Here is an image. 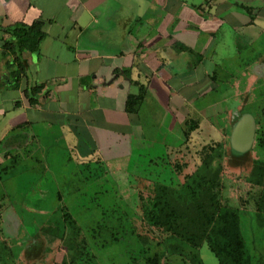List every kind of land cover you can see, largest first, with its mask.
<instances>
[{
    "label": "crops",
    "instance_id": "crops-1",
    "mask_svg": "<svg viewBox=\"0 0 264 264\" xmlns=\"http://www.w3.org/2000/svg\"><path fill=\"white\" fill-rule=\"evenodd\" d=\"M237 4L239 10L227 11L213 0H0L1 144L19 139L28 158L35 143L43 149L42 143L66 140L80 156L95 152L109 160L128 151L135 133L143 135L142 110L155 111L156 124L172 131L191 93L219 86L211 80L220 64L212 62L216 54L235 55L239 79L255 78L260 57L248 47L256 42L262 55L264 17L252 11L264 7ZM38 21L44 36L22 54L23 72L15 55L3 53L5 28ZM221 42L226 53L217 50ZM206 56L212 68L204 69ZM37 85L32 104L26 90ZM132 96L141 100L129 111ZM7 156L0 150V163Z\"/></svg>",
    "mask_w": 264,
    "mask_h": 264
},
{
    "label": "rangeland",
    "instance_id": "rangeland-1",
    "mask_svg": "<svg viewBox=\"0 0 264 264\" xmlns=\"http://www.w3.org/2000/svg\"><path fill=\"white\" fill-rule=\"evenodd\" d=\"M213 1H216L223 9L228 7L227 11L239 10L240 6L237 3L244 2V0ZM247 2L252 3V5L254 3L255 5L263 4L262 0H247ZM223 38H225L224 35ZM261 42L262 48L260 49L264 51V38ZM222 43L217 46V50L219 53H226L229 48L227 45L221 46ZM234 56L229 53L222 56L216 54L214 60H212V62L218 61L220 63L217 68L220 88L208 95L207 99L222 101L218 105L217 109L219 110L217 111H222V108H225L227 104L229 107L233 106L230 101L234 97V90L233 86L228 83L233 78L229 77V73L233 70L230 58ZM210 59L207 56L205 57L204 69L206 66L207 68L213 67ZM223 59L224 61L221 63ZM200 71H203L202 67ZM226 75L229 79L225 78ZM190 80H192V77ZM258 87L261 86H257L256 89ZM202 99L203 102L207 101L205 97H202ZM245 108L244 110L252 112L255 118L258 114L262 116L264 122V93L260 88L252 92ZM155 113V111L142 110V126L146 133H150L152 129L157 132L158 125L156 123L161 120V117H155ZM187 129L190 138H192L194 134L191 125L187 126ZM156 132L152 135H155ZM165 134H167V131H165ZM156 137L158 140L156 145L162 148L164 143L160 141L161 139L168 145L178 146L176 144L180 143L179 139H181L182 134H179L177 130H172L168 137L159 134L153 136V138ZM191 142L193 143L186 156L189 160V166L193 167L199 161L197 151L202 145L197 141ZM42 144L43 149H35L28 156V168H24L23 158L20 159L19 163L9 161L8 169L2 170L0 166V210L3 213L0 221V249L6 250V245L11 246L13 258H15L19 255L24 243L29 241L28 246H30L43 239L46 240L48 249L43 264L68 262L73 258L76 249L79 247V244H75L74 240L76 239L77 243H81V240L77 238L75 233H69V230L66 229L62 215V211L65 209L69 210L71 214L73 212V217L80 221L83 226L82 233L85 235L83 240H87L91 249L89 257L95 258L90 261L91 264H144L146 258H143V253L146 254V257L155 255L153 253H156V251L162 254L165 253L166 249L163 241L167 239L168 233L163 230L153 232L151 227L141 218L143 200L153 194L154 185L152 182L155 178L154 175H151V181L136 174H110V180H107L108 176L102 169L103 162L97 158H93L86 167H84L85 164L81 165L82 168L80 169L78 155L69 149L68 141L63 140L60 144L54 142ZM18 150L23 156L21 149ZM222 163L228 166L226 171L228 185H225V189L229 192L225 194L222 191L220 200L224 204L232 205L237 209H245L248 205L249 211L242 215L243 235L248 252L253 256L258 253L259 257H263L264 260V220L258 216L256 217L254 211L250 213V210H253L251 203L246 202V199H252L250 194V188L253 186L252 177L246 173L236 176L237 174L235 175L232 171L237 169L229 163L228 158H224ZM160 165H163L162 161ZM103 176L106 177V180H104L106 185L110 181L108 187L112 188L111 193L107 192L105 199L102 195H96L99 191H102L96 190L101 185L100 182L97 184L96 181L98 179L100 181L101 178L104 179ZM128 177L129 182H127ZM76 178L79 179L77 183L74 182ZM84 178L90 184L92 182L93 185L88 186ZM70 181L73 182L70 183ZM58 193L61 194L60 197H58ZM64 202V207L60 210V205ZM66 204L70 206H66ZM76 210L77 214H75ZM49 228L56 229V232L59 231V236L53 235L48 230ZM93 233L99 235V238L93 240L91 236ZM44 235L48 238H44ZM103 242L105 244H102ZM84 245L85 243L82 244V247ZM184 246V251L188 253L191 248L188 245ZM191 251L193 252L194 249ZM199 255L204 262L203 264H219L217 256L207 245L199 248ZM20 256L22 258V255ZM165 260L168 264H187L177 254H169ZM29 262L32 264V260Z\"/></svg>",
    "mask_w": 264,
    "mask_h": 264
},
{
    "label": "flooded vegetation",
    "instance_id": "flooded-vegetation-1",
    "mask_svg": "<svg viewBox=\"0 0 264 264\" xmlns=\"http://www.w3.org/2000/svg\"><path fill=\"white\" fill-rule=\"evenodd\" d=\"M253 6H254V10H258L259 6L262 8L264 7L263 4L255 5V3L253 4ZM252 13H253L252 15L258 16L260 20L264 17V13L262 12L257 11V13H254L252 11ZM263 38H264V34L260 40H262ZM255 44L257 45V43L255 42L252 47L251 46L248 47V49L254 48L253 58L260 57L259 61H257V63L255 62V65L253 67V73L255 75V78L252 81H248V82H245L243 80L244 78L242 80L239 79L238 75L241 74V70L237 71L238 69L235 67H232L233 70L229 73V77H233L229 80V83H228V84H231V86H233V90H234L233 91L234 97L232 98L233 102L230 101V104L233 105L232 107H229L227 104L225 108L224 107L222 108V111H217L219 110L217 109V107L218 105L222 103V101L221 100L215 101V100L207 99L208 95L212 94L214 90L217 91L220 88V84L217 88L216 87L215 89L211 88V90H207L206 92H203L200 95H195L192 93L191 95H189V98L191 101L190 103H186L187 109L185 108L183 111H181L183 112L184 118L183 119L178 118V121H179L178 125L173 128V130L175 131L177 130L179 134H182L181 139H179L180 143L176 144L178 146H175V145L171 146L170 144L168 145L162 139L160 141L164 143V146L161 148L160 146L156 145V142H158V140L157 139L155 140L153 136L159 134V135H164L168 137L170 133V131L167 130V134H165L166 130H164L160 125H158V129L155 135H150L149 132L146 133L145 129L143 128V135L140 132L135 133L134 136L131 138V141L129 142L128 151L122 150L119 158L107 160L105 157H102L99 154H95V152L93 153V155L91 154L87 157L85 156L83 157V156H80L78 152L73 150L78 155V163H79L80 169L82 168L81 165L85 164L84 167H86V165L89 164V162L93 158H97L103 162L102 169L108 176L107 180H110V174L112 175H126V174L134 175L136 174V175H139L143 179H148V180L150 179L151 181V178L154 175L155 178H154V181L152 182L154 185L153 194L150 197H147L145 200H143V205H141V208H143L142 216L144 217V215L147 212L146 206L151 205V203L154 201V199L157 197L158 194H161L166 191L170 192V191H173V189L187 194V190L189 191V189L185 190V187H184L186 185V180H190L191 177L195 175V173H197L198 171H200V173L203 172L204 174L205 169L203 170L202 168L201 152L206 149H209L210 153L214 156V159L211 162L212 167L214 168V171L219 169V171L217 172L221 174L222 185L220 188L216 189V191L218 192L219 199H220V195L222 191L223 193L225 192V194H228L229 192L228 190L225 189V185H228L227 179H226L227 178L226 171H227L228 166L222 163V160L224 158H229V163L232 164L233 167L237 169L235 171H232L235 175L237 174L236 176H239V174L243 175L244 173H246L247 175L248 174L251 175L253 186L250 188V194H251L252 199H246V202L251 203L250 205L253 210H250V213L254 211L253 213L256 214V217L258 216L259 218L264 220V185H259L258 182L256 181L258 179V176L261 173H264V122H263L262 116H259L258 114V116L255 118L256 120L255 137H254V142H253V145L250 151L251 153L250 162L248 159V161L245 164V160H242L243 154L240 155V158L238 159L236 158L237 161H235L234 160V150L233 151L230 150V148H232L230 139H231L232 129L234 125L237 123L238 119L242 118L244 114L249 113L253 115L252 112L244 110L246 109L245 108L246 104L249 102L251 98L252 92L260 88L262 90V93H264V88H262L264 87V51L262 50L263 53L261 56L259 54L256 55L255 50H257V48ZM216 78L217 79H211V80L213 81L216 80L218 82V79H219L218 74H216ZM225 78L229 79L227 75ZM257 86H261V87H258L256 89ZM202 97H205L207 101L203 102V99L201 100ZM224 99L226 100V98ZM189 125H191V129H193L192 132L194 136L192 138H190L189 131L187 129V126ZM18 141L19 139H17V141L16 140L13 141V143L10 142L8 143V146H7V142H3L2 144L0 142V150H4L5 153L7 152L8 154L7 156L8 161L6 163L3 162V164L0 163L2 170L8 169L9 161H11L12 163L13 161H17L19 163L21 158H23L24 168H28L27 166L28 160H27V157L24 155L25 150L21 146L22 141L21 142L19 141V145L16 146ZM191 141H197V143L202 145L200 149H198L197 151L199 161L197 162V165H194L193 167L189 166V163H188L189 160L186 156L187 152L189 151V148L191 147V144L193 143ZM37 146H38L37 143L33 145V147L30 150L31 153L32 151L37 149L36 148ZM5 147H8V149H6ZM18 149H21V151L23 152V156H21ZM162 149L164 150L161 151ZM219 153L222 155L221 158L219 156ZM161 161L163 164L162 166L160 165ZM4 165L6 166L3 167ZM0 172H1V168H0ZM106 175L104 174V176ZM84 180L86 181V184L88 186L93 185L92 182L90 184L86 178H84ZM104 180H106V177H104V179L101 178L100 181L99 179L96 181L97 184H99V182L101 183L100 187H98V189L96 190H102V191H99L96 195L104 196L103 199L107 197V192L111 193L112 191V188L108 187L110 185V181H108L106 185V181ZM129 180L130 179L128 177L127 182H129ZM78 181H79L78 178L74 180L75 183H77ZM72 182L73 181H70V183ZM189 182H191V180ZM198 184H202V186L199 187V191L200 189L206 188V185L204 183H198ZM260 190H262L261 195H262L263 206L260 204L258 205L257 202H255L256 198L259 197L258 195H259ZM231 193H233V191H231ZM60 195L61 194L58 193V197H60ZM221 203L224 206L233 208L239 215L240 231H241L242 238L244 241L245 258L246 260H248V263L249 264H264L263 257H259L258 253L255 256H253L252 254L248 252L249 250L247 248L245 237L243 235L242 215L243 213H246L249 211L250 208L248 207V205L245 207V209L244 208L237 209L236 207L232 205H226L223 202ZM64 204L65 202L62 205H60V210L62 209V207H64ZM66 206H70V205L66 204ZM0 214H3V213L0 212ZM73 214H74L73 212L71 214L69 210L63 209L62 211L63 222L66 225V229L69 230V233H72V232L75 233L77 238L81 240V243H77L76 239L74 240V243L79 244L78 245L79 247L78 249H76L75 255L73 256L71 260H69L68 262L65 261L63 263L56 262L54 264H91L90 261L95 259L94 257H89L91 253V249L88 245L87 240L86 239L83 240L85 237V235H83L82 233L83 226L80 221H77L73 217ZM75 214H77V210L75 211ZM142 216L141 218L144 221V218ZM2 217L3 216H0V221L2 220ZM73 221L75 223V227L79 228V230L72 231L74 227L70 223H72ZM149 227H151L153 232H158L159 230H161L158 227L153 228V226H150V225ZM48 230L53 235L59 236L60 232L59 231L56 232L55 231L56 229L49 228ZM164 232L169 233L167 231H164ZM91 236L93 240L94 238L96 239L99 238V235H96L95 233H93V235L91 234ZM44 238H48V237L44 235ZM60 240H61V237H60ZM83 243H85L84 247H82ZM163 243L166 249L165 253L162 254L157 251L156 253H153L155 255L156 254L159 255L160 257L159 264H168V262H166L165 259L167 255L169 254H177L178 256L182 257V259H184L183 260L184 263L195 264L192 262L190 255H189L192 249H194L193 253H196V255L198 256V260L196 262L203 264L204 262L201 259V256L199 255V248H201L204 245H207V247H209L207 243H203L197 249L188 245L191 248V250L188 253L184 251L186 255H181L179 254V252L172 251L173 249L172 245H174L175 243L178 244V242L175 239L169 238L165 242L163 241ZM102 244H105V242H103ZM184 245L186 244L183 243L182 245L183 249H185ZM28 248L29 250H27ZM28 248L23 254H19L18 257L16 256L15 257L16 260H14L15 258H13L14 256L12 253L11 246L9 248V245H6V250L0 249L1 251L0 252V264H22L23 261L25 260H26L25 263L27 262V264H30L29 262L30 260H32V264H38L39 262L40 264H43L45 255L47 254V251H48L46 247V240L42 239L39 245L37 244L35 245V247L34 245H30ZM20 255H22V258ZM155 255L146 257V254L143 253V258H146V262L144 264H147L148 259L155 257ZM11 259L12 261H10ZM185 261H188V262H185ZM219 264H221L220 260H219Z\"/></svg>",
    "mask_w": 264,
    "mask_h": 264
},
{
    "label": "trees",
    "instance_id": "trees-1",
    "mask_svg": "<svg viewBox=\"0 0 264 264\" xmlns=\"http://www.w3.org/2000/svg\"><path fill=\"white\" fill-rule=\"evenodd\" d=\"M5 31L10 34V38L4 41L3 53L15 55L20 68L26 72L22 54L28 49L33 50L43 38L41 22L16 23L5 28ZM41 88V85H37L26 90V95L32 104L38 102L36 95ZM140 100L139 96H132L128 101L127 109L133 111L137 101ZM219 156L222 157L220 153ZM201 159L205 172L195 173L190 179L191 182L186 180L184 187L185 190L189 189L187 194L175 189L158 194L151 205L146 206L144 221L153 228L158 227L169 232L167 239L172 238L178 242L172 245V251L181 255H186L182 247L183 243L195 249L207 243L221 264H249L245 258L239 215L233 208L222 205L216 191L221 187L222 181L221 174L217 172L219 169L214 171L212 167L214 156L209 149H206L201 152ZM256 181L259 185H264V173H261ZM198 183H204L206 188L199 191L202 184ZM261 193L262 190L259 191V197L255 202L263 206ZM70 224L74 227L71 228L72 231L79 230L75 227L74 221ZM190 253L192 262L200 264L196 262L198 260L196 253L192 251ZM159 260L160 257L156 254L155 257L148 259L147 264H159Z\"/></svg>",
    "mask_w": 264,
    "mask_h": 264
},
{
    "label": "water",
    "instance_id": "water-1",
    "mask_svg": "<svg viewBox=\"0 0 264 264\" xmlns=\"http://www.w3.org/2000/svg\"><path fill=\"white\" fill-rule=\"evenodd\" d=\"M255 126V117L249 113L244 114L242 118L238 119L237 123L234 125L230 139L232 146L230 150H234L235 161H237V159L240 158V155L243 154L242 160H245V164L248 159L250 162V151L254 142Z\"/></svg>",
    "mask_w": 264,
    "mask_h": 264
}]
</instances>
